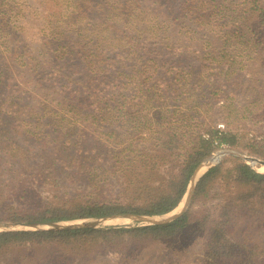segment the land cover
Segmentation results:
<instances>
[{
    "label": "trees",
    "instance_id": "obj_1",
    "mask_svg": "<svg viewBox=\"0 0 264 264\" xmlns=\"http://www.w3.org/2000/svg\"><path fill=\"white\" fill-rule=\"evenodd\" d=\"M258 108L264 0H0V222L172 212L214 153L264 160ZM36 247L264 264V173L223 156L164 225L0 232V264H41Z\"/></svg>",
    "mask_w": 264,
    "mask_h": 264
},
{
    "label": "water",
    "instance_id": "obj_2",
    "mask_svg": "<svg viewBox=\"0 0 264 264\" xmlns=\"http://www.w3.org/2000/svg\"><path fill=\"white\" fill-rule=\"evenodd\" d=\"M233 155L241 158L248 165L254 168L255 165L264 167V160L241 155L239 153L222 150L218 151L215 155H213L206 162H203L200 166L196 168L194 173L192 174L187 191L183 198V206L178 209H174L172 212H169L160 216H146V215H134V214H126V215H113V216H105L98 218H89V219H81L75 221H62V222H50V223H11V222H0V232H8V231H65V230H79V229H99L107 226L116 225L115 222L118 220L129 221L133 224H142V225H164L174 221L178 218L182 213L186 211L189 206L192 193L194 187L198 181V179L206 172L209 168L216 165L223 156ZM204 170L201 174L200 171ZM181 201V203H182ZM180 205V204H179Z\"/></svg>",
    "mask_w": 264,
    "mask_h": 264
},
{
    "label": "rangeland",
    "instance_id": "obj_3",
    "mask_svg": "<svg viewBox=\"0 0 264 264\" xmlns=\"http://www.w3.org/2000/svg\"><path fill=\"white\" fill-rule=\"evenodd\" d=\"M255 112H259V119L256 120H251V121H247L249 123V125L252 126V129L254 131V133L258 134H264V111L263 109H255ZM222 124V123H219ZM225 129V128H224ZM259 136V135H258ZM217 153V152H216ZM216 153H214L213 155H215ZM1 182V179H0ZM183 203V201H182ZM183 205H179L178 209L181 208ZM116 225H133V223H127V224H116ZM35 258L39 259L40 261L38 263L41 264H57V255H59L58 252H56L53 249H48V248H40V247H36L35 250L33 251L32 254ZM31 256V255H30ZM107 259L109 260V262L111 264L115 263L116 260V256L115 255H109L107 256ZM4 264H9L7 262H3Z\"/></svg>",
    "mask_w": 264,
    "mask_h": 264
},
{
    "label": "bare ground",
    "instance_id": "obj_4",
    "mask_svg": "<svg viewBox=\"0 0 264 264\" xmlns=\"http://www.w3.org/2000/svg\"><path fill=\"white\" fill-rule=\"evenodd\" d=\"M254 169L257 171V172H260V173H264V167H260V166H257L255 165L254 166ZM204 170L200 171L199 174H201ZM183 203H180V206L182 205ZM129 223V221H123V220H118L115 222V224H127Z\"/></svg>",
    "mask_w": 264,
    "mask_h": 264
},
{
    "label": "built area",
    "instance_id": "obj_5",
    "mask_svg": "<svg viewBox=\"0 0 264 264\" xmlns=\"http://www.w3.org/2000/svg\"><path fill=\"white\" fill-rule=\"evenodd\" d=\"M217 129L220 130V131H223L224 130V125L223 124H218L217 125Z\"/></svg>",
    "mask_w": 264,
    "mask_h": 264
}]
</instances>
